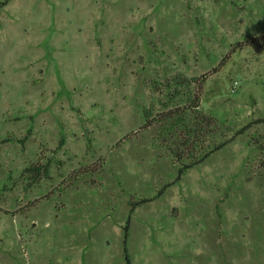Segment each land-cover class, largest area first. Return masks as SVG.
<instances>
[{
    "label": "rangeland",
    "instance_id": "374dc122",
    "mask_svg": "<svg viewBox=\"0 0 264 264\" xmlns=\"http://www.w3.org/2000/svg\"><path fill=\"white\" fill-rule=\"evenodd\" d=\"M262 35L264 0H0V264H128V221L132 264H264ZM217 67L201 110L246 129L177 180L144 111Z\"/></svg>",
    "mask_w": 264,
    "mask_h": 264
},
{
    "label": "trees",
    "instance_id": "16d2710c",
    "mask_svg": "<svg viewBox=\"0 0 264 264\" xmlns=\"http://www.w3.org/2000/svg\"><path fill=\"white\" fill-rule=\"evenodd\" d=\"M6 3L7 2H3L2 5H5ZM256 41L264 42V35L247 40L240 45L255 43ZM225 62L226 58L223 60V63ZM218 70L219 67L214 68L212 72L191 78L190 80L184 78L177 80L176 83L179 86L188 83L190 88L192 84H195V86L193 85L195 91L188 95V101L186 104L175 106L155 114L152 112V109L144 111L146 118L144 128L148 130L152 127H159L160 138L163 142L162 145L173 155L175 162L181 165L180 174L177 180H180L184 172L188 169L206 162L213 153L232 142L237 135H240L246 129L243 128L239 130L232 138L220 140L219 136H222V133L219 130L215 118L201 110L203 84L212 73H215ZM177 93L179 95L181 92L178 90ZM94 165L95 166H92L91 168L97 169V164ZM25 171L31 174L32 181H37L42 179V177L49 176V168L47 164L34 163L26 168ZM78 171L79 172L75 170L74 173L82 172L83 168ZM66 180L63 183H66ZM153 199L155 198H141L139 201L132 202V213L134 212L135 207L150 202ZM129 223L130 221H128V224ZM128 224L125 233L124 252L127 263L132 264L127 247L129 232Z\"/></svg>",
    "mask_w": 264,
    "mask_h": 264
},
{
    "label": "built area",
    "instance_id": "2783aa9c",
    "mask_svg": "<svg viewBox=\"0 0 264 264\" xmlns=\"http://www.w3.org/2000/svg\"><path fill=\"white\" fill-rule=\"evenodd\" d=\"M236 85H237V82H236ZM233 91H235V87L233 88Z\"/></svg>",
    "mask_w": 264,
    "mask_h": 264
}]
</instances>
